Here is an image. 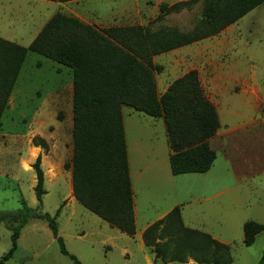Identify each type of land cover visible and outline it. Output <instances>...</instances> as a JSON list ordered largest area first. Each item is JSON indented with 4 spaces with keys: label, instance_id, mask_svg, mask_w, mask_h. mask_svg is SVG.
I'll use <instances>...</instances> for the list:
<instances>
[{
    "label": "rangeland",
    "instance_id": "obj_1",
    "mask_svg": "<svg viewBox=\"0 0 264 264\" xmlns=\"http://www.w3.org/2000/svg\"><path fill=\"white\" fill-rule=\"evenodd\" d=\"M178 1L181 0H138V3L141 10L146 7L149 14L156 8L155 17L150 16L147 21L151 29L170 27L190 31L201 19L203 0L179 11L159 13L161 2L171 5ZM96 4L103 6L99 1ZM5 22V17L0 15V26ZM129 23L132 22H126ZM152 60L162 66L160 72L154 70L159 96L172 81L196 70L203 93L215 106L222 125L233 126L254 115L264 118V2L217 35L155 55ZM122 113L129 143L136 136L143 139L155 131L160 141L165 139V124L161 118H152L129 106H123ZM160 120L156 127L152 125ZM263 134L264 123L246 137L242 147L244 159L241 161L233 154L230 161L225 162L227 168L230 164L232 170L229 169L236 171L235 177L226 172L218 140L214 139L211 147L218 157L213 176L221 178L219 186L227 190L212 202L187 207L194 212L195 224H202L197 227L203 228L196 230L229 245L231 264H255L264 251V229L249 246L243 243L242 229L249 220L264 226V192L258 190L250 195L240 182L246 176L242 169L246 162L259 157L264 163ZM41 139L46 148L35 145ZM32 151H36L34 157ZM38 155L45 191L40 202L35 196L37 179L32 166ZM133 156L132 165L137 161L135 152ZM71 158V69L28 52L0 119V257L10 248L13 229L23 219L22 209L28 207L33 212L54 217L66 250L83 264H142L139 258H145L146 253L135 240H128L123 233L125 239L115 238L114 241L95 235L120 231L110 229L108 223L74 199L71 168L66 167ZM260 178L264 186V174ZM150 192L141 189L138 193L139 209L148 205ZM27 219L19 231L17 250L5 264H74L60 252L58 242L43 219L31 216ZM123 245L131 253L129 260L123 254ZM148 251L153 255L150 249ZM154 264L198 263L192 259L185 263H161L154 259Z\"/></svg>",
    "mask_w": 264,
    "mask_h": 264
},
{
    "label": "trees",
    "instance_id": "obj_2",
    "mask_svg": "<svg viewBox=\"0 0 264 264\" xmlns=\"http://www.w3.org/2000/svg\"><path fill=\"white\" fill-rule=\"evenodd\" d=\"M195 1L181 0L171 5L161 2L158 10L167 14L188 8ZM263 2L203 0L201 19L190 31L151 29L148 24L99 28L57 11L28 46L0 37V119L28 52L70 68L72 158L66 167L71 168L72 195L109 225L133 235V192L122 107L163 119L172 175L207 172L216 157L209 140L220 126L215 106L203 93L196 70L172 81L159 96L154 70L160 72L162 66L154 64L152 58L217 35ZM35 145L46 148L43 139ZM32 166L37 179L35 196L40 202L45 193L40 155ZM22 210L23 219L14 227L11 246L0 257V264H5L17 250L20 228L29 216L43 219L60 252L74 264H83L66 250L53 216L28 207ZM242 229L243 243L249 246L264 226L249 220ZM142 239L161 263H185L188 259L198 264L232 263L228 244L184 226L180 206L146 227ZM255 264H264V251Z\"/></svg>",
    "mask_w": 264,
    "mask_h": 264
},
{
    "label": "crops",
    "instance_id": "obj_3",
    "mask_svg": "<svg viewBox=\"0 0 264 264\" xmlns=\"http://www.w3.org/2000/svg\"><path fill=\"white\" fill-rule=\"evenodd\" d=\"M98 1L103 4L102 7L96 4ZM155 9L153 8L150 14L147 13L146 7L141 10L138 0H69L65 2L53 0H0V15L4 16L6 21L4 25L0 26V37L28 46L57 11L74 16L99 28H105L115 25H145L150 16L155 17L157 12ZM126 22L132 23L126 24ZM162 120L154 122L152 125L156 127L157 123H161ZM219 123L220 126L214 137L209 140V144L211 146L214 139L218 140L220 159L225 164L226 161H230L233 154H237L241 161L244 159L242 147L246 142L245 139L252 134L253 129L264 123V118L258 115L250 116L246 121L233 126L222 125L220 119ZM123 125L133 192L135 233L128 235L116 228L120 231L119 234L117 232L116 234L102 232L95 235L105 237L107 241H114L115 238L122 240L126 235L128 240H135L142 251L146 253L145 258H139L141 263L154 264V255L148 251L142 239L144 229L164 217L175 206H180L184 226L201 230L203 227L197 226L202 224H195L194 212L188 211L187 207L196 203L212 202L223 194L227 188L221 189L219 186L221 178L213 176L212 169L218 157L216 152L213 165L207 172L172 175L169 164L171 151L166 130L163 142L158 139L155 131L153 134L151 132L150 135L143 137V139L136 136L129 143L124 115ZM134 152L137 161L132 165L131 160H134ZM253 159L254 161H248L245 166H242L243 173L246 176L240 179L245 191L250 195L256 194L258 190L264 192V186L260 178V175L264 174V163L261 162L259 157ZM228 166L231 169L230 164ZM229 168L225 164L228 175L232 173L235 177L234 173L236 171H231L232 169ZM238 179L239 177L235 178L234 182L237 183L236 180ZM141 189L151 191L150 194L152 197L154 196V199L152 197L148 199V205L143 209H139V199L137 197ZM166 199L168 200L166 201ZM110 227H112L110 229L115 228L111 225ZM122 250L123 254L127 256V260H129L131 253L126 245H123Z\"/></svg>",
    "mask_w": 264,
    "mask_h": 264
},
{
    "label": "bare ground",
    "instance_id": "obj_4",
    "mask_svg": "<svg viewBox=\"0 0 264 264\" xmlns=\"http://www.w3.org/2000/svg\"><path fill=\"white\" fill-rule=\"evenodd\" d=\"M36 155V151L31 152V156L34 157Z\"/></svg>",
    "mask_w": 264,
    "mask_h": 264
}]
</instances>
